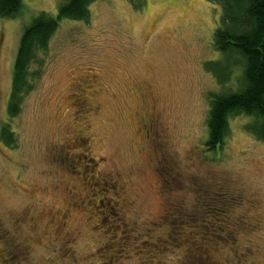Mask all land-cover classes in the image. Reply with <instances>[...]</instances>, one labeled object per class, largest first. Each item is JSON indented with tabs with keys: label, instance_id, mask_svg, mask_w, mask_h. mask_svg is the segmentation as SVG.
<instances>
[{
	"label": "rangeland",
	"instance_id": "374dc122",
	"mask_svg": "<svg viewBox=\"0 0 264 264\" xmlns=\"http://www.w3.org/2000/svg\"><path fill=\"white\" fill-rule=\"evenodd\" d=\"M65 1L0 18V264H264V140L234 115L221 151L205 143L209 95L239 78L207 66L220 5L96 0L60 19L10 117L22 31Z\"/></svg>",
	"mask_w": 264,
	"mask_h": 264
},
{
	"label": "trees",
	"instance_id": "16d2710c",
	"mask_svg": "<svg viewBox=\"0 0 264 264\" xmlns=\"http://www.w3.org/2000/svg\"><path fill=\"white\" fill-rule=\"evenodd\" d=\"M96 0H67L59 6L56 16L45 12L36 15L22 31L16 52L8 114L15 117L20 103L37 84L46 66L42 52L58 27L59 20H88L90 5ZM221 7L220 25L214 31L213 47L222 57L208 63L220 82L226 85L239 75L237 88L226 93H212L206 118V147L221 151L234 115L248 118L245 129L264 140V0H209ZM23 0H0V18H14L22 13ZM229 80V81H228ZM2 141L11 144L13 131L5 124L0 131ZM213 240L225 243L232 232L224 228ZM192 264H206L199 255H190Z\"/></svg>",
	"mask_w": 264,
	"mask_h": 264
}]
</instances>
